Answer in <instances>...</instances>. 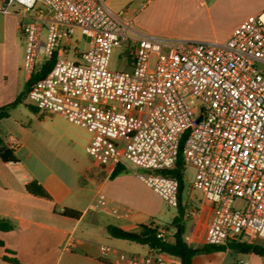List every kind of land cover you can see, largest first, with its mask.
<instances>
[{"label": "built area", "instance_id": "obj_1", "mask_svg": "<svg viewBox=\"0 0 264 264\" xmlns=\"http://www.w3.org/2000/svg\"><path fill=\"white\" fill-rule=\"evenodd\" d=\"M15 4L34 11L19 23L25 72L53 61L29 89V105L87 129L85 150L94 161L110 169L132 166L174 208L179 182L164 172L175 167L187 135L182 156L195 170L190 187L213 207L205 244L264 243V10L247 17L224 43L173 44L143 33L106 0H0V13ZM77 32L88 40L83 51ZM118 47L128 50L130 72L109 68ZM70 53L76 61L64 58ZM111 213L133 215L118 208ZM157 237L170 239L162 227ZM111 252L100 246L102 256ZM118 263L167 264L163 255L125 251L118 252Z\"/></svg>", "mask_w": 264, "mask_h": 264}, {"label": "crops", "instance_id": "obj_2", "mask_svg": "<svg viewBox=\"0 0 264 264\" xmlns=\"http://www.w3.org/2000/svg\"><path fill=\"white\" fill-rule=\"evenodd\" d=\"M111 1L106 0L110 8ZM186 1L195 11L205 12V19L209 20L214 8H227L231 3V0ZM259 1L250 15L264 10V0ZM18 11L13 7L8 14L0 13V108L16 100L30 77L23 67L26 44L19 30L22 16ZM235 28L228 32L226 39H220L214 30L211 35L196 34L185 41L224 43ZM22 104L35 114V118L29 117V122L14 114ZM22 104L13 108L9 117L0 120V141L13 150L18 160L17 163H5L0 158V217L15 225L11 231H0L3 242L0 264H13L5 261V257L17 264H119L120 251L156 257L157 253L148 246L112 238L106 230L108 225H115L137 232L139 225H159L150 220L155 213L152 200L155 192L133 173L139 171L124 165L126 171L112 178L113 169L96 161L89 164L72 157L74 150H69L66 145L76 149L77 134L53 120H44L48 115L31 110L26 101ZM37 119L39 125H44L43 132L37 131ZM10 138L15 140L13 147ZM90 139L91 136L87 138L85 148ZM40 187L49 198L37 193ZM133 201L139 205L132 206ZM163 203L167 204L164 200ZM179 207L184 211L185 239L193 248H202L206 245L205 237L213 216L212 205L202 192L185 186L172 221L179 215ZM64 208L81 212V217L73 219L61 215ZM112 208L130 210L133 215L130 219H120L111 213ZM172 221L159 225L167 229L170 239L175 232L169 227ZM101 245L111 247L113 252L102 256ZM225 245L222 250L196 255L191 264H264V253H244ZM258 245L264 249V243ZM163 257L167 264H178L177 258Z\"/></svg>", "mask_w": 264, "mask_h": 264}, {"label": "rangeland", "instance_id": "obj_3", "mask_svg": "<svg viewBox=\"0 0 264 264\" xmlns=\"http://www.w3.org/2000/svg\"><path fill=\"white\" fill-rule=\"evenodd\" d=\"M148 1L149 0H112L111 8L115 12H127L129 16L133 17L136 27L143 33L155 39L173 44L179 41H185L187 38H193L196 34L211 35L214 30L220 39H226L228 32L252 14L260 3L259 0H231L227 8H214L209 20L205 19V12L201 14L190 6H187L188 2L186 0H151L150 3H148ZM206 1L210 3L209 0ZM37 6L44 7L40 3ZM13 7L19 9L18 12L22 16L21 22H26L29 17L34 15V11L24 13L23 8L16 4ZM13 7H11L10 10H12ZM76 38L79 40L77 45L78 51L85 50L88 43L87 38L82 36L80 32L76 33ZM127 51L128 50L124 47H118L112 51L109 59L110 70L116 72L131 71L128 58L126 57ZM64 58L71 61L77 60V57L72 53L66 55ZM14 114L17 118L25 122H29V117L32 119L35 118V114L32 113L25 104L20 105ZM45 114L48 116H45L44 120L48 122H52L53 120L54 123L70 128L77 134L78 144L76 149L66 145L69 150H74L72 157L77 158L83 163L93 164L95 162L94 159L88 155L85 150V145L87 144L86 140L91 136V133L89 131L87 132V130L82 127L71 124L61 115ZM38 122L37 119V131L43 132L44 125H39ZM133 173L136 175L138 174L135 171ZM194 175V168L187 166L185 172L186 187H190ZM152 200L155 206V213L150 220H154L161 226L170 223L173 216L177 214L176 208L163 203V199L156 193L153 194ZM132 204V206L139 205L137 201H133ZM240 204L241 203L238 202L237 206Z\"/></svg>", "mask_w": 264, "mask_h": 264}, {"label": "trees", "instance_id": "obj_4", "mask_svg": "<svg viewBox=\"0 0 264 264\" xmlns=\"http://www.w3.org/2000/svg\"><path fill=\"white\" fill-rule=\"evenodd\" d=\"M53 61L45 64L41 71H36L30 75L24 90L17 96L16 100L5 107L0 108V120L3 118H7L10 115V111L17 107L18 105L24 103L26 101V96L31 88V86L38 80L44 78L52 69ZM28 107L31 110H37L35 107L28 104ZM187 138V135H184L180 151L177 157V161L175 167L171 170L164 172L165 175L172 176L176 178L179 182V199L180 194L185 188V172H186V164L184 163V159L182 156V149L184 146V142ZM0 158L5 163H17L18 160L13 152V150L7 148L0 141ZM126 168L124 165H119L115 167L112 171L111 177L115 178L120 174L124 173ZM29 189L32 190L31 186H28ZM37 193L40 196L49 198L48 193L43 190L41 187L38 188ZM61 215L73 219H79L81 217V212L64 208L61 211ZM184 211L181 207H179V215L172 221L169 227H172L175 232L172 235V238L168 241H164L157 237L158 230L160 228L159 225L155 223H150L148 225H139V230L137 232H129L115 225H108L106 227L107 233L110 237L120 240H126L130 242H135L144 246L153 245L154 247L149 249L151 251H155L158 255H166L169 257H174L178 259V264H191L193 258L196 255L201 253H210L217 250H222L226 245L221 246H212V245H204L200 249L193 248L189 242L185 239V228H184ZM168 227V228H169ZM15 228V225L8 219L0 217V231L8 232ZM241 251V252H253L258 255H262L264 253V249L257 244H252L247 241H233L231 244L227 243V245ZM0 245H3V242L0 241ZM5 261L11 262L13 264H17V262L8 257L4 258Z\"/></svg>", "mask_w": 264, "mask_h": 264}, {"label": "water", "instance_id": "obj_5", "mask_svg": "<svg viewBox=\"0 0 264 264\" xmlns=\"http://www.w3.org/2000/svg\"><path fill=\"white\" fill-rule=\"evenodd\" d=\"M149 247L153 248L154 246L153 245H149Z\"/></svg>", "mask_w": 264, "mask_h": 264}]
</instances>
